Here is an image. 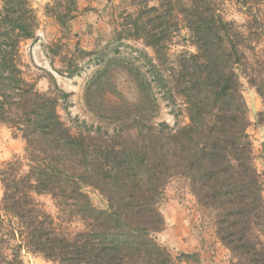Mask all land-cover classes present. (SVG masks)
<instances>
[{
	"label": "trees",
	"instance_id": "1",
	"mask_svg": "<svg viewBox=\"0 0 264 264\" xmlns=\"http://www.w3.org/2000/svg\"><path fill=\"white\" fill-rule=\"evenodd\" d=\"M32 1L0 0V124L26 143V162L15 158L0 170V264H22L23 250L58 264L198 263L196 254L174 257L157 240L165 225L159 203L177 177L213 213L233 264H264V171L255 165L241 82L243 76L264 104V55L250 33L225 20L211 0H146L145 12L129 14L123 37L160 55L184 17L196 51L178 56L168 84L172 101L184 99L189 123L135 118L112 134H75L59 114L69 94L57 84L56 94L43 93L21 70V43L35 38L38 25ZM236 1L249 12L264 2ZM55 6L49 10L61 25L74 19L76 0ZM257 123L264 127V112ZM87 188L101 193L108 209L96 208ZM41 195L56 202L58 221L83 229L61 228L36 201Z\"/></svg>",
	"mask_w": 264,
	"mask_h": 264
},
{
	"label": "rangeland",
	"instance_id": "2",
	"mask_svg": "<svg viewBox=\"0 0 264 264\" xmlns=\"http://www.w3.org/2000/svg\"><path fill=\"white\" fill-rule=\"evenodd\" d=\"M211 1L225 20L250 33L257 53L264 55V2L249 12L236 0ZM55 3L56 0L32 1L38 25L35 38L21 43V70L41 92L56 94L57 84L69 94L67 99L60 100L59 114L75 134L96 133L98 128L112 134L121 131V122L135 118L152 120L153 124L166 122L170 126H175L177 120L181 126L189 123L184 99L174 95L172 101L168 84L178 56L196 51L182 15L178 16L180 29L172 25L174 33L166 49L157 55L144 41L123 37V24L132 21L129 14L143 12L146 0H76L75 17L66 26L49 10ZM55 10H59V4ZM137 75L147 82L148 91L141 89ZM241 82L249 108L248 133L255 165L262 173L264 127L257 123V116L264 112V104L243 76ZM25 148L21 134L14 137L9 126L0 124V170L15 158L26 162ZM85 192L96 208L108 209L107 200L97 190L87 188ZM3 195L0 182V202ZM35 199L66 232L73 234L83 229L75 220L64 224L58 221L59 209L50 195ZM159 210L165 220L163 230L157 234L159 244L174 257L196 254L199 259L198 263L192 259L179 264H233L232 254L216 234L213 213L199 206L188 180L177 177L169 182ZM21 259L22 264H58L27 250L22 251Z\"/></svg>",
	"mask_w": 264,
	"mask_h": 264
}]
</instances>
